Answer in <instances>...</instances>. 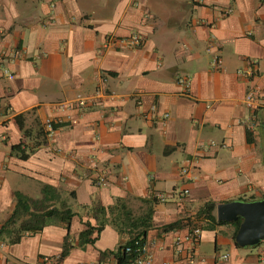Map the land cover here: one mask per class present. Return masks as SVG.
I'll list each match as a JSON object with an SVG mask.
<instances>
[{"label":"crops","instance_id":"0c3cea01","mask_svg":"<svg viewBox=\"0 0 264 264\" xmlns=\"http://www.w3.org/2000/svg\"><path fill=\"white\" fill-rule=\"evenodd\" d=\"M133 32L139 47L116 41ZM248 68L256 72L251 81L237 74ZM178 77L190 81L188 94ZM250 87L260 91V108L244 99ZM96 91L101 97L92 102ZM81 99L89 101L82 110ZM22 114L26 128L63 124L26 160L11 151L30 144L14 122ZM252 118L255 131L245 126ZM183 167L194 168L192 180ZM97 173L105 186L93 184ZM44 186L76 214L69 230L57 223L15 244L1 238L0 264L52 256L59 264H117L135 238L127 224L148 209L143 241L152 264L175 259L185 220L201 229L197 264H264V240L240 247L234 221L206 228L198 215L210 202L223 221L219 205L264 200V0H0V228L15 192L39 198ZM119 212L129 218L120 214L121 231L108 222L91 233L92 243L80 239L87 224Z\"/></svg>","mask_w":264,"mask_h":264},{"label":"trees","instance_id":"16d2710c","mask_svg":"<svg viewBox=\"0 0 264 264\" xmlns=\"http://www.w3.org/2000/svg\"><path fill=\"white\" fill-rule=\"evenodd\" d=\"M25 115H18L14 118V122L20 132L22 133V138L30 142L26 145L24 141L20 142L18 145L12 146L11 151L15 152L20 160H26L29 154L36 148L45 145L48 132L45 131L43 124L35 122L32 128H26L24 124ZM52 129L56 130L62 127L63 124L52 123ZM14 208L0 228V239H6L8 244H15L19 242L21 236L24 233H33L42 230L45 226L50 224L61 223L64 224L69 230V225L72 218L76 215L72 212L70 207L62 200L60 193L50 187L44 186L41 190V196L39 198H30L20 192L14 193ZM93 209L104 216L105 210L99 206L93 207ZM215 209V204L206 203L198 212V215H204L207 220L206 228H211L214 225L226 224L225 221H217L213 215ZM120 214H125L126 220H129L125 212H119L116 216H113L111 220L103 219L96 227H91L89 224L86 225V229L80 233V239L83 242L92 243L94 239H90V235L93 231L98 235L103 229L106 223H110L115 226L119 231L122 229L123 221L120 220ZM150 218L151 211L148 209L140 220L138 224L135 222L128 223L127 226L133 225V230H135V238L133 239H143L145 238L146 231L150 228ZM130 222V221H129ZM241 220L238 219L232 222L235 227V235L240 226ZM121 226V227H120ZM124 226H126L124 224ZM132 243V240L126 245ZM125 247V246H124ZM122 247L121 249H123ZM70 249V245L65 239L64 248L61 253V257H65ZM117 264H127V256L122 254L121 257H117Z\"/></svg>","mask_w":264,"mask_h":264},{"label":"built area","instance_id":"2783aa9c","mask_svg":"<svg viewBox=\"0 0 264 264\" xmlns=\"http://www.w3.org/2000/svg\"><path fill=\"white\" fill-rule=\"evenodd\" d=\"M109 40L111 38H108ZM121 44H124L127 48L133 49L137 48L142 44V37L140 34L133 32L131 33L127 38H120L117 39ZM212 66L214 69L219 70L221 69L222 62L221 59L218 57H215L212 62ZM4 73L9 79H12L13 76L7 70H4ZM237 74L243 78H245L247 81H251L256 77V72L252 68H248L247 70H238ZM177 82L184 88V94H188V89L190 86V81L185 77H178ZM101 97V92L96 91L92 95V102L94 100ZM245 101L252 106L253 104H257L258 108L262 106L263 98L260 95V91L257 88H249L247 91L245 97ZM79 109H83L86 107V104L89 103L86 99H81L78 102ZM66 108H69V106H64ZM156 112L155 106L151 107V113L154 114ZM166 117V115H165ZM52 123L53 121L46 120L43 123L44 129L46 132L51 134L54 130L52 129ZM245 126L247 130L249 131H255L258 123L256 121V118H252L250 120H246ZM96 168V165H94ZM194 169V168H193ZM192 168L183 167L181 168V175L184 178L185 181H190L194 177L189 175V172L193 170ZM93 184L96 187H103L106 185L105 177L102 173H97L96 176L93 178ZM188 193V190H183L180 194V196H185ZM153 198L158 202H164L165 198L161 194H155L153 195ZM185 223L188 224L189 231L186 235V237L181 240V238H176L174 245H173V253L175 256V259L170 262H164L163 264H197V249L199 245V239L201 234V229L199 227L192 226L190 223H188L185 220ZM184 242L185 244H182ZM185 245V246H184ZM122 254L127 255L131 259V264H152V252L150 248L146 245L144 241L139 239H132V243L129 245H126L122 250ZM260 258L262 261L264 260V252L260 251ZM227 255L222 256V259H226ZM60 257L59 256H52V257H43L41 260V264H59ZM84 264H104L101 262H87Z\"/></svg>","mask_w":264,"mask_h":264},{"label":"water","instance_id":"95a60500","mask_svg":"<svg viewBox=\"0 0 264 264\" xmlns=\"http://www.w3.org/2000/svg\"><path fill=\"white\" fill-rule=\"evenodd\" d=\"M217 218L227 222L241 219L235 236V241L240 247L256 246L264 240V200L234 201L219 205Z\"/></svg>","mask_w":264,"mask_h":264}]
</instances>
